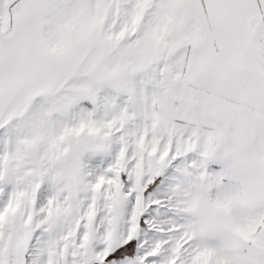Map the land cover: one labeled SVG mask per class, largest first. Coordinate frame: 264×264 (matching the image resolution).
I'll use <instances>...</instances> for the list:
<instances>
[{
	"label": "snow or ice",
	"instance_id": "6c2138e0",
	"mask_svg": "<svg viewBox=\"0 0 264 264\" xmlns=\"http://www.w3.org/2000/svg\"><path fill=\"white\" fill-rule=\"evenodd\" d=\"M0 264H264V0H0Z\"/></svg>",
	"mask_w": 264,
	"mask_h": 264
}]
</instances>
